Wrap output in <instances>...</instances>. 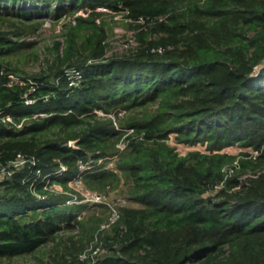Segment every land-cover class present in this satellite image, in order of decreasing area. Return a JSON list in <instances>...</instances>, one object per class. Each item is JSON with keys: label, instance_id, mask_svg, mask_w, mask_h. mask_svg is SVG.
<instances>
[{"label": "trees", "instance_id": "trees-1", "mask_svg": "<svg viewBox=\"0 0 264 264\" xmlns=\"http://www.w3.org/2000/svg\"><path fill=\"white\" fill-rule=\"evenodd\" d=\"M98 7L144 19L135 48L105 55ZM67 13L45 66L7 60L32 44L25 24ZM113 109L133 111L120 128ZM172 133L205 151L180 154ZM233 144L254 152L222 150ZM19 153L33 161L0 179V264L49 241L40 264H86L94 237L95 264H264V0H0V166ZM112 155L138 205L95 235L100 220L48 186L81 177L106 191L120 179Z\"/></svg>", "mask_w": 264, "mask_h": 264}, {"label": "rangeland", "instance_id": "rangeland-1", "mask_svg": "<svg viewBox=\"0 0 264 264\" xmlns=\"http://www.w3.org/2000/svg\"><path fill=\"white\" fill-rule=\"evenodd\" d=\"M97 9L102 12V14L99 16L100 19L105 21L109 26L107 37L105 39V55L110 56L112 54L127 53L137 46L138 40L136 38V32L140 28H146V25L144 24L145 21H140L141 23H143V27L136 26L133 22L129 21V19H126L124 12L113 13V11L104 7H98ZM78 13H83V11L79 10L76 14ZM76 14L73 15L72 13H67L61 17H54L53 15L49 14L43 18L44 20L39 26L37 25V23L25 24L26 26H23V29L26 33L25 39L28 41H32V44L29 47L20 50L17 54L7 57V60L10 61L12 64L17 65L21 70L26 73L39 70L41 67L46 65L47 58L50 59L52 56L55 55L56 50L54 42L56 40L62 41L64 24L72 20V18ZM15 25L22 26L17 22H15ZM12 79L15 82L21 80L20 77H17L16 75H12ZM97 112L100 114H105L100 109H97ZM132 112L133 111L125 109H113L107 114L111 115L115 119V126L120 128L122 123H124V119L127 117V115L131 114ZM7 118L10 119L9 116H7ZM168 143L174 146L180 154H185L186 152L192 149H199L201 151H205V144H186L177 142L173 133L170 135ZM125 145L126 142L123 139H121L117 144L120 150H122ZM222 150L234 154L238 153L241 150L254 152L250 147H243L238 144L228 145ZM115 161L116 155L109 156L105 163V167L116 169ZM100 162H102V159L99 160V163ZM86 167L89 166H86L84 164L80 165L81 169H85ZM116 171L118 172L120 179L112 186H108L106 191H100L87 187L81 177L72 178L68 180L67 186L69 188L65 190L59 183L51 184L53 190L57 192L64 191L65 193L73 197V199L69 200V203L76 201L77 203L83 205L81 214L85 218H90L92 222L95 221V218L100 220L99 227L96 230L95 235H98L99 232H109L110 226L102 227V224L107 222V220H110L111 206L119 211L122 206L138 205L137 203L127 198V176L118 169H116ZM90 191L102 193L104 200L100 202H94L91 199H88L86 195ZM75 228L74 230L67 231L66 233L74 232L73 237H81V233H79V231H76L77 228L76 230ZM66 233H62L64 238L67 237ZM96 240L97 239H95L94 237L93 240H91L87 245H85V248H83L84 250L82 249L83 251L80 253L83 256L84 254L85 256H89L86 264H95L97 256L99 257L105 252V249L102 245L95 247L94 244L97 242ZM52 244L53 243L49 241L30 253L17 255L12 258L4 257L2 258V262L12 264H40L42 261H46L49 259V255L52 252Z\"/></svg>", "mask_w": 264, "mask_h": 264}, {"label": "built area", "instance_id": "built-area-1", "mask_svg": "<svg viewBox=\"0 0 264 264\" xmlns=\"http://www.w3.org/2000/svg\"><path fill=\"white\" fill-rule=\"evenodd\" d=\"M165 19H166V15H161V16L157 17V20H159V21H161V20L163 21ZM139 21H144V19L141 18V19H139ZM152 21H155V18L152 19ZM155 49L157 51L163 50L161 46H158ZM72 72L75 74V76H80L78 71H72ZM27 160L31 161V162L33 161L32 158H28L24 154L19 153L13 161H11L10 163H7L5 165L0 166V179H2L4 177H9L12 174L14 167H18V166L24 164ZM61 167L63 169L66 168L65 165H63V164H61ZM48 188L50 190H53L51 185H49ZM86 196L88 197V199H91L94 202H100V201L104 200L103 195L101 193L96 192V191L95 192L90 191V192H88V194ZM118 216H119V211L116 208L111 206L110 220L105 222L104 224H102V227L108 226L111 222L115 221ZM81 256H83V255H81Z\"/></svg>", "mask_w": 264, "mask_h": 264}, {"label": "water", "instance_id": "water-1", "mask_svg": "<svg viewBox=\"0 0 264 264\" xmlns=\"http://www.w3.org/2000/svg\"><path fill=\"white\" fill-rule=\"evenodd\" d=\"M69 144L75 146V140H71Z\"/></svg>", "mask_w": 264, "mask_h": 264}]
</instances>
